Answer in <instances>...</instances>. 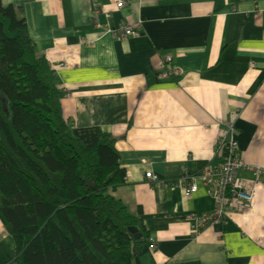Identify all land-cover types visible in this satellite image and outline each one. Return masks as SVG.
<instances>
[{
	"label": "crops",
	"instance_id": "0c3cea01",
	"mask_svg": "<svg viewBox=\"0 0 264 264\" xmlns=\"http://www.w3.org/2000/svg\"><path fill=\"white\" fill-rule=\"evenodd\" d=\"M117 1L1 3L48 61L64 117L114 137L125 181L112 195L155 243H143L141 264H264V0ZM122 22L138 35L108 31ZM234 112L239 154L263 170L239 171L255 182L251 207L229 200L221 223L193 231L186 215L211 212L213 198L165 182L219 162L217 136ZM13 253L0 220V264Z\"/></svg>",
	"mask_w": 264,
	"mask_h": 264
},
{
	"label": "trees",
	"instance_id": "16d2710c",
	"mask_svg": "<svg viewBox=\"0 0 264 264\" xmlns=\"http://www.w3.org/2000/svg\"><path fill=\"white\" fill-rule=\"evenodd\" d=\"M62 94L26 22L0 0V220L14 241L8 264H134L148 232L112 195L125 181L115 139L94 126L73 127Z\"/></svg>",
	"mask_w": 264,
	"mask_h": 264
},
{
	"label": "built area",
	"instance_id": "2783aa9c",
	"mask_svg": "<svg viewBox=\"0 0 264 264\" xmlns=\"http://www.w3.org/2000/svg\"><path fill=\"white\" fill-rule=\"evenodd\" d=\"M129 1L130 0H118L116 2V6L118 8L131 7ZM105 17H109V14L106 13ZM136 22L139 25L141 23L140 20H136ZM108 31L112 33L114 32L121 36H137L139 33L138 29L133 25V23H129V22L127 23L122 22L117 27L108 29ZM167 59L170 60L169 57L166 58V61ZM224 136L225 137H221L219 139V144L217 148L219 154V162L213 166H210V168H208L205 171L204 176L206 180H203L205 183L203 184L211 185L214 188L215 195H217V197H225L226 204L229 200H232L238 206H241V208H246L249 206L248 203L251 200L255 186L253 183L246 184L244 180L239 176V171L245 167H247L250 170H254V169L251 168L250 166H246L244 162L241 160V156L238 150V142L234 136V131L232 127H229L228 135H224ZM254 172L259 174L262 173L263 170L256 168ZM146 177L148 178L151 177L149 179L154 180L155 175L150 171H147ZM185 184H187V187L184 190L186 195L189 194L190 192L193 193L194 190L196 189V185L194 186L193 184H191L190 180H186ZM217 186H219V189ZM223 203L224 201L221 203L222 206L219 213L214 212V210H212L210 214L208 213H203V215L194 214L192 219L190 218L192 230L198 231L200 228L204 227V225L208 222L209 216L212 217L213 219L212 221L214 223L220 217L219 214L223 210ZM217 204L219 205L220 202L217 201ZM148 248L149 249L155 248L154 241L152 238L148 239Z\"/></svg>",
	"mask_w": 264,
	"mask_h": 264
},
{
	"label": "rangeland",
	"instance_id": "374dc122",
	"mask_svg": "<svg viewBox=\"0 0 264 264\" xmlns=\"http://www.w3.org/2000/svg\"><path fill=\"white\" fill-rule=\"evenodd\" d=\"M127 23V22H126ZM121 23H119V25H120ZM139 31V30H138ZM113 34H115L114 32H113ZM167 61H169L168 59H167ZM174 72H176V71H174ZM236 117H237V113H232L231 115H230V120L228 121V123L226 124V126H225V128L222 130V132H220L219 134H218V136H217V142H216V150H217V148H218V144H219V139L221 138V137H225L224 135H228V130H229V127H232L233 128V131H235L236 132V128L234 127V122H235V119H236ZM234 136H235V133H234ZM241 160L244 162V160H243V158L241 157ZM246 166H248V164H246V163H244ZM210 166H212L211 164H207L206 166H204L203 168H201V170L200 171H198V172H195V173H193V174H190V173H186V172H183V173H181L180 175H178L177 177H175V178H173V179H167L166 180V182L165 183H169V184H171V185H177V186H179L181 189H182V191H183V193H184V195L186 196V197H189L190 195H192L194 192H197V190H198V188L200 187V186H204L205 188H206V191H207V193L213 198V201H214V207L212 208L213 210H214V212H220V209H221V206H222V202L224 201V203H223V210H222V212L219 214L220 215V217L213 223V219H212V217L211 216H209L208 217V222L204 225V227H206V226H209V225H215V224H218V223H221L222 221H223V218H226L225 216V207L227 206V204L225 203V197H217V195H215V190H214V188L211 186V185H209V184H207V185H204L205 183H204V181L203 180H206L205 179V176H204V174H205V171L208 169V168H210ZM245 168H247V167H245ZM251 168H253L254 170H256V168L255 167H251ZM243 169V168H242ZM248 169V168H247ZM155 175V174H154ZM145 177H146V173H145ZM146 178H148V177H146ZM149 178H151V177H149ZM148 178V179H149ZM157 179H158V176L157 175H155V178H154V180H152V179H149L150 181H157ZM186 180H190L191 181V184H193L194 186L196 185V189L194 190V192L193 193H189V194H185V192H184V190H185V188L187 187V184H185V182H186ZM189 182V181H188ZM204 183V184H203ZM254 183V182H253ZM218 187V189H219V186H217ZM219 192V191H218ZM220 193V192H219ZM218 193V194H219ZM253 195H254V193L252 194V197H251V200L249 201V206L248 207H246V206H243V207H246V208H241V206H238V208L240 209H242L241 211H246L247 209H249L250 207H251V204H252V200H253ZM215 199H218V200H215ZM217 201L218 202H220V204L218 205L217 204ZM227 201V200H226ZM194 214H196V215H203V212L202 213H195V212H191V213H188L187 215H186V220H188V222H190V218L192 219V217L194 216ZM208 214H210V212H208ZM147 241H148V239H147ZM154 246H155V243H154ZM152 250V249H151Z\"/></svg>",
	"mask_w": 264,
	"mask_h": 264
},
{
	"label": "water",
	"instance_id": "95a60500",
	"mask_svg": "<svg viewBox=\"0 0 264 264\" xmlns=\"http://www.w3.org/2000/svg\"><path fill=\"white\" fill-rule=\"evenodd\" d=\"M129 230L132 232V233H134V237H138L139 235L136 233V228H134V227H129ZM134 264H141L140 262H139V259H138V257H135L134 258Z\"/></svg>",
	"mask_w": 264,
	"mask_h": 264
},
{
	"label": "bare ground",
	"instance_id": "6f19581e",
	"mask_svg": "<svg viewBox=\"0 0 264 264\" xmlns=\"http://www.w3.org/2000/svg\"><path fill=\"white\" fill-rule=\"evenodd\" d=\"M151 172V171H150ZM152 173V172H151Z\"/></svg>",
	"mask_w": 264,
	"mask_h": 264
}]
</instances>
